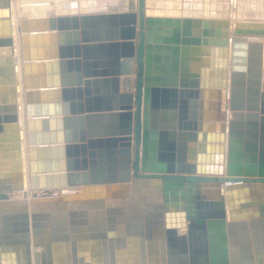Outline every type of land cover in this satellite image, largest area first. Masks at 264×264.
Here are the masks:
<instances>
[{
	"label": "water",
	"instance_id": "95a60500",
	"mask_svg": "<svg viewBox=\"0 0 264 264\" xmlns=\"http://www.w3.org/2000/svg\"><path fill=\"white\" fill-rule=\"evenodd\" d=\"M114 2L14 22L12 0H0L11 132L0 182L14 179L0 187V264H264V19L154 16L147 0ZM248 45L263 88L258 153L235 162L226 100L232 57ZM209 87L215 95L201 96ZM200 97L216 106L201 117L213 124L198 122ZM92 119L106 124L100 136L87 133ZM95 206L111 219L90 234L77 216Z\"/></svg>",
	"mask_w": 264,
	"mask_h": 264
},
{
	"label": "crops",
	"instance_id": "0c3cea01",
	"mask_svg": "<svg viewBox=\"0 0 264 264\" xmlns=\"http://www.w3.org/2000/svg\"><path fill=\"white\" fill-rule=\"evenodd\" d=\"M196 1L197 0H194L191 3V1L189 0L188 1L189 6L186 7L185 4H186L187 1L183 0L181 2V9L179 10V9H176V7L174 6L175 2H173L172 0H169L168 2L170 3V6H169V8L165 9V12L171 13L172 14L171 16H176L175 15L176 12H179V14H181V15L183 13H187V12L196 14L195 11H199L200 10V14L204 15V16H207V17L218 15V4H217V1L198 0L199 2H202V4L200 6L196 5ZM166 10H168V11H166ZM17 40H18V38H17V35H16L15 36L16 47H17ZM0 58H2V57H0ZM239 60H241V59H239ZM255 72H256L255 74H252L253 78L249 82V85H250L249 87H250V90H251L252 96H253L252 98H253V101L255 103L254 106H253V109H254L255 113L252 112L251 115H250L251 117L248 120L249 124L251 125V132L252 133H248L247 136L253 138L254 140H256L255 147H257V145H258V141H257V136H258L257 135V126H258V120H259V115H260L259 109L261 107L263 88H262V86H260L258 84L259 81H260L259 76H258L259 72L258 71H255ZM229 81H230V77H229ZM200 92H201L200 93L201 96L203 95V92L206 93V94L210 93L211 95H215V93L217 92V89L215 87L201 88ZM97 93L102 98L105 97V95L107 94L106 88L103 87V86L97 88ZM19 95H21V92L19 93ZM3 97H4V95H3ZM199 100H200V105H199V108H198L199 109V114L198 115L200 117L199 121H198L199 124H202V125L203 124H208V123L209 124H213L214 122H212L211 120L207 121L206 119L204 120L201 117L202 116L207 117L208 115H210L213 118L216 117V114H217L216 106L213 105L210 108H208V100L207 99H203V98L200 97ZM99 103H100V105H102L103 101H101ZM214 103L215 102L213 101V104ZM226 104H227V106H231L230 98L226 100ZM7 105L8 104H4L3 102L0 103V119L2 121L1 125H2V127H4V130L0 131V136H1V139H2V140H0V144H2V146H5V147L8 146L10 144V142H11L10 139L8 140V137L11 135V132L9 130L5 129V127L7 126V123H6L7 116L10 115V112L8 110ZM20 107L22 108V105H20ZM232 121L235 122V120H232ZM105 126H106V124L103 121V119H100V120H97V121H94V119H92L91 122H89L88 120L86 121L87 133L91 131L93 134H95L94 136H96V135L100 136L101 134H103ZM226 144H227V156H228V158H229V155L232 154L233 161L238 162L237 158L241 157L240 156V152L238 150H235L233 153H229L228 132H227ZM256 153H258V149H257ZM256 153L255 152L251 153V155L248 156V157L255 158V160H256V157H257ZM5 160L7 161L5 166L11 164L10 160H12V159L7 158ZM99 170L102 171V172H105L108 169L106 167H102ZM5 180H7V181L6 182H0V187L7 186V184L12 182L14 179L12 180L11 178H9V179H5ZM99 186H101V185H99ZM141 188H143V187H141ZM63 194H64L63 191H58V195L59 196H61ZM95 195H96V193H95ZM11 198H13V199L22 198V193L16 192V193L11 195ZM89 200H90V202L93 201V199H89ZM113 209L115 210V212L117 211L116 210L117 209L116 205L113 207ZM60 212H57V214L60 213ZM65 212H66L65 221H66V229H67L66 230V235H70L71 236L72 235V229H73V221H74V214H73L74 211H73V207H72L70 201L66 202ZM84 213L86 214L85 217H82V216H79V215L77 217H78L79 220H82V222H86V224L84 223V225L86 227H88V231H89L90 234H93V233H91V231L94 232V234H97V233L99 234L102 231L101 230V226L103 224V221L106 222L107 227L109 226L108 220L111 219L110 207H108V206H105V208H101L100 206L88 207L87 210ZM56 217H57V219L55 218V220H56L55 222H57V223L60 222V229L62 230L63 229L62 228V224H61L62 219L60 221V219L58 218V215ZM78 219H76V220H78ZM113 219L116 221L115 223L117 224L119 222V215L114 213L113 214ZM61 234H62V232H61Z\"/></svg>",
	"mask_w": 264,
	"mask_h": 264
},
{
	"label": "rangeland",
	"instance_id": "374dc122",
	"mask_svg": "<svg viewBox=\"0 0 264 264\" xmlns=\"http://www.w3.org/2000/svg\"><path fill=\"white\" fill-rule=\"evenodd\" d=\"M56 1L57 0H52V1L50 0L48 1L49 2L48 4L53 7L56 5ZM165 1L168 2V0H165ZM172 1L175 3L177 2L181 3L183 0H172ZM212 1H219V0H212ZM229 1L230 0H228L227 3ZM261 1L263 2V0ZM13 2L15 3L17 17L21 16L22 14L23 15L21 16V19L33 17V15L29 12L20 13L21 0H13ZM121 2L122 3H119V4H123V6H126L127 4L128 6L129 0H121ZM125 2L127 3L125 4ZM219 2H221V0ZM224 2L225 0H222L221 2L223 5L226 6L224 12L220 16L218 15H215V16L229 18L231 17L232 12L233 13L236 12L237 13L235 14L236 21L264 19L263 17H256L257 15L254 16L253 12L249 13V11L245 9V7L243 8L244 11L243 9L239 10L243 3L248 4L252 2V0H243L241 2L242 4L239 2L241 5L239 4L237 7L232 6L230 2L228 4H224ZM244 4L242 5V7L244 6ZM104 5H108V3H105ZM127 9L128 7L126 8L119 7V10H127ZM47 13H49V14H46L48 16L57 15L54 10L49 11ZM58 15H63V13L61 14L58 13ZM40 17H44V16H40ZM247 42L249 43L250 41L247 40ZM18 46H19V38L17 40V47ZM242 52L244 53L242 54V56L236 55L232 57L233 61L231 62L230 79L232 83V97L230 99L231 109L229 112L228 143H229V153H233L235 150H238L241 156L237 158L238 161L248 162L254 159L248 156H250L251 153H254V152L256 153L257 151V147H255L256 140H254L251 137H248L247 134L252 133L251 125L249 124L248 120L251 117L250 116L251 113L252 112L255 113L253 109V106L255 103L252 98L253 96H252V92L249 87L250 86L249 82L253 78L252 74L256 73L255 68H257V61L255 62V64H252L253 62L252 59L254 58L255 60H259V56H257L256 53L254 56H251V53L254 54L255 50H252L249 45L245 49H243ZM239 59H241V62H238ZM232 120H235V122Z\"/></svg>",
	"mask_w": 264,
	"mask_h": 264
},
{
	"label": "bare ground",
	"instance_id": "6f19581e",
	"mask_svg": "<svg viewBox=\"0 0 264 264\" xmlns=\"http://www.w3.org/2000/svg\"><path fill=\"white\" fill-rule=\"evenodd\" d=\"M48 1H50V0H21V2H20V13L29 12L33 15V17L48 16V15H46V14H49L47 12L53 11V10L55 11V13L57 15H58V13H60V14L61 13H63V14H66V13L82 14V13H88L89 11H92L91 9L100 10L103 7L112 10L115 7L114 4H116L114 2V0H80V3L82 6H78V3L76 2V0H60V1L57 0L56 5L52 7L48 4L49 3ZM117 1H118V3H122L121 0H117ZM186 1L187 2L185 5H186V7H188L189 6V3H188L189 0H186ZM190 1L192 3V1H194V0H190ZM219 1H217L218 16L222 15V13L224 12L225 7H226L225 5H223L221 3L222 0H221V2H219ZM227 1L225 0L226 3L224 2V4H228L230 2L232 4V6L237 7L243 0L242 1L241 0H230L228 3H227ZM102 2H103V4L109 3V6L108 5H107V7L103 6ZM113 2H114V4H113ZM110 3H112L111 4L112 6H110ZM126 3L127 2H125V4ZM201 4H202V2H199L198 0L196 1L197 6H200ZM119 5H120L119 6L120 8L121 7L122 8L128 7L127 4H126V6H123V4H119ZM242 5H241V7H242ZM147 6H148V14L149 15H154V16H171L172 15L169 12H165V9L169 8V6H170V3L166 2L165 0H147ZM174 6L176 7V9H179V10L181 9V3L180 2L175 3ZM241 7H240V9L239 8L238 9L242 10L245 7V9L249 11V13L253 12L254 16L257 15L256 17H263L264 18V0H263V2L261 0H252V2H250L248 4H244V6L242 8ZM12 10H13V14H14L13 20H14V22H16L18 19L16 18L17 12H16L15 3L13 2V0H12ZM166 11H168V10H166ZM243 11H244V9H243ZM195 12L200 13V10L195 11ZM191 14H193V13H191ZM235 14H237V13L232 12L231 17H229V19H231L232 21H236ZM175 15L179 16L181 14H179V12H176ZM21 16H18V17H20V19H21ZM243 16H244V14H243ZM246 17H248V16H246ZM17 38H19L18 35H17ZM251 56H253V55L251 54ZM254 60L255 59L253 58L252 64H255L256 60L255 61ZM17 66H19V68H20V64H17ZM229 160L233 161L232 154L229 155ZM25 177H26V183H28V180H27L28 178H27V176H25Z\"/></svg>",
	"mask_w": 264,
	"mask_h": 264
},
{
	"label": "built area",
	"instance_id": "2783aa9c",
	"mask_svg": "<svg viewBox=\"0 0 264 264\" xmlns=\"http://www.w3.org/2000/svg\"><path fill=\"white\" fill-rule=\"evenodd\" d=\"M55 195H57V194H55Z\"/></svg>",
	"mask_w": 264,
	"mask_h": 264
}]
</instances>
